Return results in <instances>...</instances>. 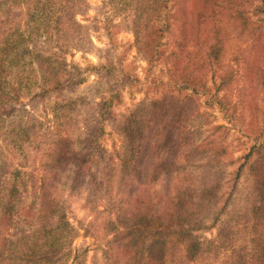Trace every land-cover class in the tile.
Segmentation results:
<instances>
[{
	"label": "rangeland",
	"instance_id": "rangeland-1",
	"mask_svg": "<svg viewBox=\"0 0 264 264\" xmlns=\"http://www.w3.org/2000/svg\"><path fill=\"white\" fill-rule=\"evenodd\" d=\"M198 3L199 0H168L160 10L155 2L161 15L156 13L158 17L152 24L161 36V52L150 61L138 51L134 25L144 23L148 9L153 8V0H0V49L6 46L11 49L4 56L11 71V76L6 78L9 87L20 86L19 73L36 55L38 59L53 56L66 64L59 69L56 63L59 72L52 74L68 81L59 94L33 98L42 83L37 74L31 79L35 90L22 89L21 99L12 104V108L8 106L11 104L1 107L3 113L6 111L2 120L10 121V115L16 120L19 116L24 125H35L37 121L41 126L40 133L30 131L29 148L21 151V145L25 143L23 137L10 134V127L0 124V165L3 167L4 162L11 170H22L23 176L34 182L46 179L51 195L63 205L73 235L68 239L64 255L54 259V264H116L115 257L110 258L109 250L124 221L129 220L126 216L129 209L135 210V199L141 196L145 208L146 194L151 195L149 197L158 208L163 210L169 206L170 211L177 204L180 192L184 188H193L204 176V170H195L193 165L200 166L207 159L200 161L199 156H190L187 162L184 155L192 144L193 147L199 145L197 151L200 153L226 149L222 162V188L214 206L220 212L219 216L210 214L201 228L193 230L194 235L203 241H213L222 224L236 225V228L231 242L221 245L219 250L208 247L201 258L189 264H235L233 249L240 250L245 259H252L256 254L258 240L264 239V224L248 223L243 208L249 205V196L259 197L254 190L257 171L251 166L254 163L264 165V146L253 149L251 138L264 119V85L257 83L259 70L264 66V32L259 31L252 39L244 35L239 25L236 32L222 27L221 36L226 39L222 57L213 63V67L211 63L202 70L205 53L194 47L195 39L207 46L215 26L221 27L217 22L220 25L226 19L223 15H229V11L219 6L212 12L208 6L201 19L203 23H198L199 28H195L196 25L192 28L194 21L190 26L185 24L188 19L181 14L187 9L202 10ZM245 7L251 23L262 26L264 31L262 2L249 0ZM39 9L42 11L37 12ZM46 15L48 18L45 19ZM49 18L53 23L52 30L41 29L34 34L33 40L19 46L22 37L29 40L35 25ZM81 27L87 32L83 33ZM240 32L243 35H238ZM82 37L87 41L81 44ZM28 51L36 53L31 55ZM188 74L205 81L207 93L190 96V91L179 89L181 77ZM75 81L78 83L73 85ZM116 91L121 95L120 100L113 101L111 111L103 115V104ZM168 97L181 102L184 114L175 125L185 129V133L172 150L177 151L172 160L178 171L160 175L156 169L161 167V158L168 155L152 156L140 164L131 161L124 152L127 142L120 125L133 112L146 106L142 116L152 126V118L148 119L146 110L151 102ZM96 120L102 123V135L89 147L97 157L92 171L96 174L97 170L113 168L117 170L113 174L116 176L111 181L100 180L102 185L97 187L89 176L81 184L73 166L58 172L54 169L55 173L50 170L47 174L46 163L52 158L54 149L49 148V142L55 147L54 139H70L74 142L73 147L81 151V138ZM29 149V163L22 167ZM127 165L129 169L132 166L151 168L149 176L140 179L131 176V182L141 185L135 190V196L127 195L123 182L117 177L119 170L124 166L123 169L128 168ZM172 199H175L174 203ZM190 201L191 206L186 205L188 210L183 216L186 225L193 228L194 200ZM172 243L170 240L169 246ZM112 251L115 253L113 247ZM181 254L171 248L165 264H184ZM122 260L123 256L118 258L117 264H122Z\"/></svg>",
	"mask_w": 264,
	"mask_h": 264
},
{
	"label": "trees",
	"instance_id": "trees-1",
	"mask_svg": "<svg viewBox=\"0 0 264 264\" xmlns=\"http://www.w3.org/2000/svg\"><path fill=\"white\" fill-rule=\"evenodd\" d=\"M137 1L150 2L151 0ZM154 1L157 2L161 10L168 0H153V5H151L153 8L148 9V16L144 23H135L134 25L138 51L150 61L159 56L161 52L159 43V37L161 36L152 24L153 20L158 17L156 13L161 11H158L159 6L155 5ZM219 1L199 0L198 4L202 5V10L187 9L186 13L181 14L182 17L188 19L185 24L190 26L194 21L192 28H194V25H196L195 28H199L198 23H203L201 19L204 17V10L208 6L211 7L212 12H215L214 10L219 6H223L229 11V15H223L226 19L220 25L216 21L218 26H221V29L215 26L211 35L212 38L208 39L210 42L207 46L197 41V38L195 39L194 47L199 48L198 52L203 50V53H205L202 56V65H204L202 70L207 69L211 63L213 67V63L219 61L222 57V51L226 43V39L221 36L222 27H227V29L236 32V26L239 25V28L245 33L244 35L246 37L251 36L252 39L258 36L259 31L260 33L264 32L262 31V26L253 24L250 21L249 13L245 7L249 0H244L245 4L243 0ZM260 1L263 4L264 11V0ZM40 11L42 9L37 12ZM39 18L41 19L40 15ZM46 18H48L47 15ZM68 19L71 20V15L68 16ZM52 24L49 18L42 24L35 25L36 27L29 34V40H25L22 37V42L19 43V46L24 42L27 43L33 40L34 34H38L41 29L52 30ZM81 30L84 31L83 33L87 32L83 27H81ZM241 34V32L240 34L238 33V35ZM84 40L87 41L85 37H82L81 44ZM27 46L31 48L29 43ZM234 46L236 45L234 44ZM10 50L8 46L0 49V124L1 126H6V128L10 127V134H14L19 138L23 137L25 143L21 145L20 150L22 151L25 147L29 148L28 142L31 141L30 131L35 130L40 133L41 126H39L37 121L35 125H24L19 116H16V120H14L15 117L10 114H8L10 115V121L7 119L2 120L1 118L6 111L3 113L1 107L5 104H11L8 106L12 108V104H16L21 99L20 91L22 89H26L29 92L35 90L36 87L31 80L34 75L41 76L42 83L37 87L39 91H36L33 98L45 97L49 93L59 94L63 91L68 81L52 74L59 72V70H56V63L60 67L59 69L66 64L63 60L58 62L53 56H42L38 59L36 55L29 63L24 65L23 71L19 73L20 86L14 84L9 87L6 78L11 76V71L10 67L5 64L4 56ZM27 53L33 55L36 51H28ZM20 60L19 58L18 63ZM259 71L260 80L257 83L264 85V66ZM77 83L78 81H75L73 85ZM177 86L179 89L190 91V96H202L207 93L205 81L191 74L181 77ZM120 97L121 95L118 91L110 94V99H107V102L103 104L105 108L103 115L111 111L114 105L113 101L116 100L118 102ZM166 103H168V106H164ZM180 103L179 99L170 97L151 102L146 114L148 119L149 117L152 118V126L142 116L146 106L136 110L124 120L120 125V129L126 138L127 146L124 152H126L128 159L140 164L143 160L147 161L152 156L165 153L168 156L161 158V167L159 166L156 172L161 175L165 174L166 171H178V167L174 165L172 160L173 155L177 154V151L172 150L178 144L181 134L185 133V129L181 130V127H176L184 114V109ZM258 125L260 128L255 133V136L251 137L253 149L264 146V119ZM163 130L165 133L162 134ZM86 132V136L81 138V151L73 147L74 142L70 139L52 138L55 140L53 143H56V145L52 147L51 142H49V148L51 147V150L54 149L52 158L46 163L47 174L50 170L55 173L54 169H57L58 172L73 166L76 170V179L81 178V184L89 176L91 177V182L97 187L102 185L100 180L109 179L111 181L116 176L113 174L117 170L113 168L97 170L96 174L92 171V164L97 157L89 147L95 144L102 135L101 121L96 120L90 129H86ZM198 148V144H195L194 147L192 144L184 155L187 158V162L190 156L193 158L199 156L200 161L207 159L200 166L193 165L195 170L202 169L205 174L200 177V181L193 188H184L180 192V197L173 209L169 211L168 206V208L164 207L161 210L153 199L149 197L151 195L148 196L146 194L148 202L145 208L142 206L144 200L141 196L135 199V210L131 211L134 208L129 209L128 214H126L129 220L124 221L125 223L121 227L122 230L116 234L112 242L115 253L112 251V247L109 250L110 258L115 257L114 262L116 264L119 262L118 258L122 256L123 260L120 262L122 264H165V257L168 251H171V248H175L176 252H182V261H184V264H189L201 258L208 251V247L219 250L221 245L232 241L236 225L228 223L221 225L217 238L213 241L200 240L193 233L194 229L202 227V222L207 220L210 214L213 217L215 214L219 216L220 212L214 206L222 188V162L226 150L222 147V149L217 148L200 153L197 151ZM30 153L31 150L29 149V152L24 155L25 161H22V167L28 165ZM124 167L119 170L117 177L123 182L127 195L135 196V190L141 188V185L137 186L133 181L131 182V176L138 179L144 175L149 176L151 168L132 166L129 169L127 165L128 168L123 169ZM251 169L257 171L255 172L257 176L254 190L259 197L249 196V205H246L243 209L246 211L245 217H247L246 221L249 220L248 223L258 224L259 222V225H262L264 224V165L254 163ZM132 172L134 175H132ZM23 175L22 170H11L4 162L3 167L0 165V264H54L53 260L58 258L59 255L61 256L67 248L68 239L73 235L72 227L66 219L63 205L51 195V187L47 180L41 179L34 182ZM124 179L125 181H122ZM251 194L254 195L253 193ZM174 200L172 199L173 203ZM190 200H194L192 215L194 216L195 227L193 228L186 225V219L183 216L188 210L186 205L191 206ZM251 216L254 217L252 222L250 221ZM216 218L213 220L215 221ZM170 240L173 243L169 246ZM258 241V249L252 259H245L240 250L233 249V254H231L233 255L232 258L236 257L235 264H264V239L261 238ZM181 246L183 247L180 248Z\"/></svg>",
	"mask_w": 264,
	"mask_h": 264
}]
</instances>
